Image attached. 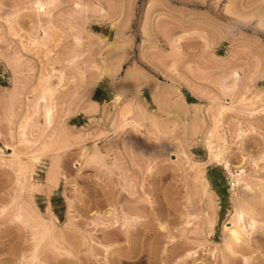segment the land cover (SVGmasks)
Masks as SVG:
<instances>
[{"label": "rangeland", "instance_id": "rangeland-1", "mask_svg": "<svg viewBox=\"0 0 264 264\" xmlns=\"http://www.w3.org/2000/svg\"><path fill=\"white\" fill-rule=\"evenodd\" d=\"M0 264H264V0H0Z\"/></svg>", "mask_w": 264, "mask_h": 264}, {"label": "bare ground", "instance_id": "bare-ground-1", "mask_svg": "<svg viewBox=\"0 0 264 264\" xmlns=\"http://www.w3.org/2000/svg\"><path fill=\"white\" fill-rule=\"evenodd\" d=\"M38 4H39V9L40 8L42 9L44 7V2L43 1L42 2L40 1ZM49 86H51V85L49 84L48 87ZM49 90H50V87H49ZM227 109H228V107H225V106L221 107V109L218 112L217 123L215 121L216 119L214 120V122L217 124V126L213 125V126H216V128L208 131L209 133L208 132L206 133L205 142L208 145V147L211 149V156H213V159H215L218 163L222 164L224 166V168H226L231 173V175L233 174L232 177L235 180L234 181V185H236V184L239 185L245 179L244 177L246 175L245 174L246 170L243 169V167L238 166L237 169H236V173L232 172L231 167H230V163H229V159L226 156L227 148H228L227 147V141L224 142V144L220 145V147H218V148L214 147L215 146V143H214L215 142V137H217V136H215L216 133L214 132V130H216L219 127V124L221 123V121H223L222 118L224 117V113H225V111ZM216 132H217V130H216ZM246 132H247V130L245 129V130H242L239 133L241 138L244 137ZM218 138H219V136H218ZM224 138H226V137H224ZM181 147H177V148L179 150L183 151L184 149H182ZM38 158L40 159L41 157L39 156V157H37V159ZM194 163L195 162H192V164H194ZM197 163H199V162H197ZM201 164L203 165L204 163H201ZM245 184H246V181H245ZM254 212L255 211H253V209H251V208L248 209V207L246 208V207L241 206V205H236L235 212H234L232 218L230 219V222L225 225V229L224 230H225V235L226 236H225L224 242L220 246L227 247V248L231 249V251H232V245L233 244L235 245L236 243H240V245H241L242 242H247L249 238H253L252 237L253 236V232H254V230H255V228L257 226V223H258L257 222L258 221V217L256 216V214ZM247 216H250L249 217L250 220L248 219L250 222L246 219ZM234 245H233V247H234ZM214 252H213V255H214ZM193 255H198L197 250H191V251L186 252L184 254V258L193 256Z\"/></svg>", "mask_w": 264, "mask_h": 264}]
</instances>
